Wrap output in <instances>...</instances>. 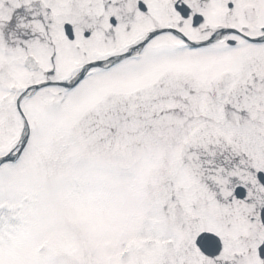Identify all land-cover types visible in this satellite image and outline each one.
I'll return each mask as SVG.
<instances>
[{
	"label": "rangeland",
	"instance_id": "374dc122",
	"mask_svg": "<svg viewBox=\"0 0 264 264\" xmlns=\"http://www.w3.org/2000/svg\"><path fill=\"white\" fill-rule=\"evenodd\" d=\"M29 1L0 0V25L12 8ZM43 1L62 40L66 24L76 39L56 48L0 49V155L22 139L15 105L20 89L45 83L46 71L69 83L82 64L121 54L128 42L155 29H179L182 21L163 8L164 0H144L148 14L137 12L131 26L120 22L115 41L110 0ZM224 2L218 10L212 1L201 29L245 25L251 36L259 34L264 0ZM96 20L99 28L84 37ZM182 22L179 30L190 40L205 37ZM22 109L30 127L27 145L17 162L0 168V264H264L258 255L264 186L256 177L264 172V43L193 49L158 37L131 58L93 69L74 88L39 90ZM221 139L247 156L240 160L246 177L235 188L246 189L244 198L235 197L232 185L215 191L201 171L185 165V156L200 161L198 146ZM169 215L192 218V240L181 226L174 237L164 229ZM202 232L223 240L218 258L207 259L196 247ZM168 237L172 257L164 252L172 246Z\"/></svg>",
	"mask_w": 264,
	"mask_h": 264
},
{
	"label": "trees",
	"instance_id": "16d2710c",
	"mask_svg": "<svg viewBox=\"0 0 264 264\" xmlns=\"http://www.w3.org/2000/svg\"><path fill=\"white\" fill-rule=\"evenodd\" d=\"M121 8L127 11L131 9L125 2L121 3ZM45 23L46 25H42ZM51 24V15L40 1L15 9L11 13V19L0 25V46L10 50L25 49L32 44L53 45L54 42L48 34L55 32L56 29L52 28ZM196 150L195 154L200 157V161L189 160L185 156L184 162L201 171L204 181L210 188L214 190L216 188L215 191L220 193L239 182L240 176L246 177V174L243 176L241 174L244 168L240 162V160L244 162L245 158L231 143L221 140L210 144L209 147L198 146ZM247 176L249 177V174Z\"/></svg>",
	"mask_w": 264,
	"mask_h": 264
},
{
	"label": "flooded vegetation",
	"instance_id": "af4514ba",
	"mask_svg": "<svg viewBox=\"0 0 264 264\" xmlns=\"http://www.w3.org/2000/svg\"><path fill=\"white\" fill-rule=\"evenodd\" d=\"M217 3V5L220 4L224 6V0H219L215 1ZM183 4H186L190 11H191V15H199V14H204V12L207 11V9L209 8V5L211 4V0H164L162 3L163 8L165 9H173L175 7L181 6ZM223 28H220L218 31H212L210 28H205L203 30H201L203 32V34L206 37H203L201 40H208L209 38H211L214 34H216L217 32H221ZM237 31H239L241 34L243 35H247L246 32H248L247 27L246 26H242L241 28L237 29ZM168 36H172V34H167ZM228 36H234V38L237 39L236 41V45L239 43V40H243V37L241 35H230L228 34L227 36H225L224 40H218L216 41V43L220 42V43H226L228 44ZM263 36V35H262ZM169 46V45H168ZM171 219V222H173V226L175 228H177V226H181L182 230L187 231L186 235L188 236V239L190 240L192 235H193V231L191 228H193L194 225V221L191 219H189L188 221H185L181 215H173V216H169Z\"/></svg>",
	"mask_w": 264,
	"mask_h": 264
},
{
	"label": "water",
	"instance_id": "95a60500",
	"mask_svg": "<svg viewBox=\"0 0 264 264\" xmlns=\"http://www.w3.org/2000/svg\"><path fill=\"white\" fill-rule=\"evenodd\" d=\"M196 24H200V21L196 20ZM66 31H67L68 37L70 39H73V34L70 31L69 27L66 28ZM101 66H103L102 63H96V64L92 65V67H101ZM84 74H85V72L82 73L80 78L78 80H76L73 84H69V85H65V86L63 85V86L66 87V88L75 87L83 79ZM6 161L7 160H3V162H6ZM258 178H259L260 182L262 183V185H264V175L262 173H260L258 175ZM237 196L239 198H244L245 191L240 189V191L237 193ZM262 221L264 223V210L262 211ZM198 246L209 257H215L221 251V244H220L219 239H217L215 236H213L211 234H202L199 237ZM260 256H261V258L264 259V246H262L261 249H260Z\"/></svg>",
	"mask_w": 264,
	"mask_h": 264
}]
</instances>
